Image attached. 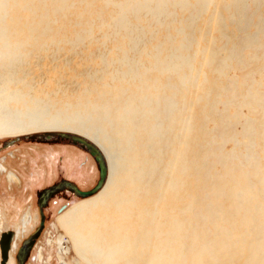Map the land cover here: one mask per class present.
Segmentation results:
<instances>
[{
  "label": "bare ground",
  "instance_id": "bare-ground-1",
  "mask_svg": "<svg viewBox=\"0 0 264 264\" xmlns=\"http://www.w3.org/2000/svg\"><path fill=\"white\" fill-rule=\"evenodd\" d=\"M60 130L108 168L80 262L264 264V0H0V137Z\"/></svg>",
  "mask_w": 264,
  "mask_h": 264
},
{
  "label": "rangeland",
  "instance_id": "rangeland-1",
  "mask_svg": "<svg viewBox=\"0 0 264 264\" xmlns=\"http://www.w3.org/2000/svg\"><path fill=\"white\" fill-rule=\"evenodd\" d=\"M242 114L246 115L245 112ZM238 129H240V125H238ZM208 130H213V124H209ZM50 132L66 133L65 131L61 130L36 131L0 137V164L5 159V157H8L12 153L17 154L16 151L22 148L19 146L30 148L32 153L36 152L35 157L38 158L39 154L37 153V149L39 150L42 148V150L49 149L52 151L55 149L56 151V153H54L55 160L53 170H51L50 176H45L46 178L38 173V169L35 167V165L31 167L29 178L26 182H22L21 186L20 183H18V180L15 179L16 175L10 176V174L13 173L7 172L6 174H3L4 176L8 177V183L6 185H2L0 188V236L2 233L6 232H13L15 234L12 249L9 254L8 264H17L15 258L22 243L34 232H36L40 226V214L37 205V195L39 192L54 185L55 182H59L62 179L73 182L82 191H88L91 190L99 180V171L96 162L89 155V153L78 146H67L65 145V142H62V144L59 145L61 147L24 144L22 142V144L12 145L10 148H4V145L11 140H24L26 137L40 136ZM199 139L200 138L195 137L194 141L198 142ZM210 140H213L218 145H221L223 142V137L221 133L213 132ZM200 147L201 146L198 144H194L192 142V148L194 151H199ZM259 149L261 150L260 147ZM225 150H232L230 143L225 144ZM237 151L238 152H236V155L238 159L244 161L242 158L244 150L239 149ZM53 159L54 158L50 157V160L48 161ZM213 166L219 173L221 167L215 162V159H213ZM1 173L2 171H0V176ZM199 181L200 180H194V184L198 186L203 184ZM10 188L12 190H8ZM13 199L21 200L20 207H17L15 204L13 205L15 201ZM91 199H93V197L85 200L78 199L74 195L68 193H66V195L54 198L44 211V230L37 240L33 250L31 251L26 264H85L80 262L79 258H77L74 254L67 235L58 226L57 219L64 212V210L59 212L63 206H66L67 210L81 202L89 201ZM6 211L10 212V214L7 216V220L4 219L6 217ZM17 226H19V228L15 230L12 229L13 227Z\"/></svg>",
  "mask_w": 264,
  "mask_h": 264
},
{
  "label": "water",
  "instance_id": "water-1",
  "mask_svg": "<svg viewBox=\"0 0 264 264\" xmlns=\"http://www.w3.org/2000/svg\"><path fill=\"white\" fill-rule=\"evenodd\" d=\"M42 140H51V139H60L63 141H68L75 146L80 147L85 150L89 155L94 159L98 166L99 171V180L97 184L88 191H82L76 184L73 182L63 180L59 183L41 191L38 193V208L40 214V226L31 236H29L19 248L16 254V263L17 264H26L30 256L31 251L33 250L37 240L41 236L44 227H45V214L44 211L48 206L49 201L63 192H69L78 199H89L96 194H98L104 187L107 177H108V168L105 162V158L100 152V150L91 142L85 138L71 133H46L40 136H36ZM66 206H63L59 212L63 211ZM15 234L13 232L2 233L0 236V264H8L9 254L12 249V244Z\"/></svg>",
  "mask_w": 264,
  "mask_h": 264
},
{
  "label": "flooded vegetation",
  "instance_id": "flooded-vegetation-1",
  "mask_svg": "<svg viewBox=\"0 0 264 264\" xmlns=\"http://www.w3.org/2000/svg\"><path fill=\"white\" fill-rule=\"evenodd\" d=\"M24 140L23 139L11 140L10 142H7L4 145V148H10L12 145L22 144V142L24 144L50 145V146H56V147H61L59 145H61L62 142H65V145H67V146L68 145L69 146H75V145H73L72 143H70L68 141H63V140H60V139L42 140L40 138H36V136L26 137V138H24ZM19 147H22V148H20V149H18L16 151L17 154L12 153L8 157H5V159L1 162L0 165H1V167H3V169H0V171H2V172L4 171L5 172V167L4 166H6V167L8 166L15 172V174L13 173L14 176L15 175L17 176V177L15 176L16 177L15 179L18 180L19 182H23L24 183V182L27 181L26 179L29 178V173L31 172V159L36 156V152L32 153L31 149L30 148H24L25 146H19ZM37 153L39 154V158L38 157H35V158L39 161V164L37 166L38 168L37 167L36 168L41 170V173L43 171V177H45L46 175L50 176V172H51V170H53V166H54V160H55L54 153H56L55 149L52 151V150H49V149L48 150H46V149L42 150V148H41L39 150L37 149ZM50 157H52L54 159L51 160V161H48V160H50ZM10 176H11V174H10ZM63 180L64 179H62L61 181H63ZM59 182H55L54 185L59 183ZM66 193L71 194L69 192L60 193L57 196L53 197L49 201V203L54 198L66 195ZM49 203H48V205H49Z\"/></svg>",
  "mask_w": 264,
  "mask_h": 264
},
{
  "label": "crops",
  "instance_id": "crops-1",
  "mask_svg": "<svg viewBox=\"0 0 264 264\" xmlns=\"http://www.w3.org/2000/svg\"><path fill=\"white\" fill-rule=\"evenodd\" d=\"M38 164H39V161L36 159V158H32L31 159V167L33 166V165H35V167H37L38 166ZM5 167V172L3 171L2 173H1V176H0V188H1V186L2 185H6L8 182H7V180H8V177L7 176H4L3 174H6L7 172H11V173H14L15 174V172L10 168V167H6V166H4ZM38 168V167H37ZM25 173V172H24ZM38 173L39 174H41V175H43V171H42V173H41V170H39L38 169ZM27 180V179H26ZM10 181V180H9ZM18 183H20V186H21V184H22V182H19L18 181ZM14 189V188H13ZM8 190H12L11 188L10 189H8ZM9 200V199H8ZM13 200H15L14 201V203H13V205L15 204L17 207H20V204H21V200H19V199H13ZM7 201V200H6ZM10 214V212H5V220H7V216ZM17 228H19V226H17V227H13L12 229H17Z\"/></svg>",
  "mask_w": 264,
  "mask_h": 264
}]
</instances>
